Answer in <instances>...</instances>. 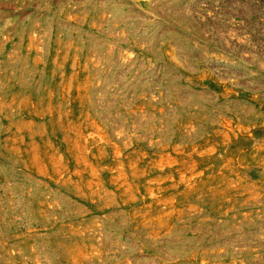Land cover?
<instances>
[{
    "label": "rangeland",
    "instance_id": "374dc122",
    "mask_svg": "<svg viewBox=\"0 0 264 264\" xmlns=\"http://www.w3.org/2000/svg\"><path fill=\"white\" fill-rule=\"evenodd\" d=\"M0 264H264V0H0Z\"/></svg>",
    "mask_w": 264,
    "mask_h": 264
}]
</instances>
